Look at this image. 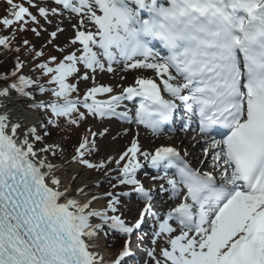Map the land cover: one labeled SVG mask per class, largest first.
I'll list each match as a JSON object with an SVG mask.
<instances>
[{"label": "snow or ice", "instance_id": "obj_1", "mask_svg": "<svg viewBox=\"0 0 264 264\" xmlns=\"http://www.w3.org/2000/svg\"><path fill=\"white\" fill-rule=\"evenodd\" d=\"M6 3L0 25L12 33L0 35V46L17 55L13 70L0 74V264H127L131 237L149 216L152 227L138 240L149 241L145 264H264V0ZM65 18L71 35L59 44ZM29 31L48 38L39 48L28 39L14 46L17 33ZM114 65L154 77L138 76L113 94L96 74ZM81 82L92 85L82 96ZM103 94L107 100L97 99ZM14 95L45 119L25 123L9 107ZM124 101L133 108L120 110ZM181 108L183 130L195 121L202 138L195 165L176 147L146 151L137 139L118 158L93 162L96 137L108 129H86L70 161L45 139L61 120L80 127L88 117L119 118L158 137L175 131ZM141 157L163 171L151 178L168 185H160L173 204L164 213L153 210L154 189L137 179ZM68 163L103 172L113 189L133 186L143 201L139 218L128 222L120 211L130 193L98 195L76 183L78 173L68 175ZM113 234L124 239L114 259L104 255Z\"/></svg>", "mask_w": 264, "mask_h": 264}, {"label": "rangeland", "instance_id": "obj_2", "mask_svg": "<svg viewBox=\"0 0 264 264\" xmlns=\"http://www.w3.org/2000/svg\"><path fill=\"white\" fill-rule=\"evenodd\" d=\"M36 2L40 3L41 0H36ZM46 2L48 4L52 3L51 0H46ZM4 4H5V2L0 3L1 6H3ZM6 6H8V5H6ZM32 10L35 12V9H32ZM55 22L56 21L54 20L53 23H55ZM72 23H75L74 19L72 20ZM41 24H43L46 28H48V32L54 30L53 26L46 24L43 20H41ZM47 25L49 27H47ZM62 27H64L66 29V31L63 34L59 35V39L57 40V43H59V44H63L66 41L67 37L71 35V27H70V24L68 23L66 18H65V22L62 25ZM26 38H30L31 39L30 42H33V43L36 42L37 44L39 43V45H41V44L46 42L47 32L42 33V38H37V37L35 38L32 36L31 33H26ZM114 67L116 70L113 73H108L106 71L105 72H98L96 74L97 82L99 84L111 85V86L115 85V83L122 84V86H127L128 82H129L128 81L129 76L130 75L137 76L139 74V71H136V70L122 71L119 66L114 65ZM28 71H29V67L27 69V73H28ZM151 75H152L151 73L145 74V76H148V77ZM122 77H123V79H122ZM90 85H91V82H88L87 85H85L84 82H81L80 83V93H81V91L84 90V88H86ZM120 88L121 87H119L116 91H120ZM14 100L16 101L15 105H9V107L15 106V107L19 108L20 112L25 110V109H23V107H22V105L18 99H14ZM34 123H37V117L35 118ZM112 126H113L114 130H111ZM86 127H91L97 133L104 132L105 129H108L107 133H105L103 136L98 135L96 137V147L98 148V151L107 157L112 156V157L118 158L121 153H123L128 147H130V143L133 140V138L135 137V136L130 137L131 132H135L134 127H136V126H134V125L128 127V125H124L120 121H115V120L114 121L113 120H111V121H107V120L104 121L103 120V121L96 122L94 118L88 117V119L86 121L82 122L80 127L75 126V127L71 128V130H72L71 134L76 136L73 139V143H74L73 145L74 146L77 144L76 143L77 137L82 136V132H80L79 130L85 131ZM115 127H118V131L121 128H123V132L121 133L120 136H117V132H115ZM126 134H128V135H126ZM124 137H126L125 140H122ZM116 141H118V142L116 143ZM143 142L140 141V143H141L140 145L142 147V150H146L147 147L149 149H151L153 147V145H155V143L148 145L146 142L145 143H143ZM69 155L70 154H67V156H69ZM71 165L77 166L79 168V171L78 172H72V170L69 169V167ZM66 167L68 168V175L69 176L72 174L78 173V177L83 178V179L86 177L91 191H93L95 193L99 192L96 188V185H95L98 180L92 172L82 171V169H80L81 166L74 164V163H68V164H66ZM73 186L75 187L76 185L73 184ZM97 194L102 195L101 193H97ZM133 197H134V195H133ZM126 202L130 205L134 204V201H126ZM135 202H136V199H135ZM167 203L170 206L172 205V203H169V201H167ZM102 204H104V201H101L99 205L101 206ZM139 206H140V204H137V206H135L134 208L129 210L128 216L131 217L132 219H134L136 214H137V210H138ZM145 241L149 247L148 239L145 238ZM118 249L113 250V253L115 254ZM107 251H108L107 253L109 255L111 253V250L108 249ZM138 251H139L140 258L147 261L148 257L146 256V251L140 250V249Z\"/></svg>", "mask_w": 264, "mask_h": 264}, {"label": "bare ground", "instance_id": "obj_3", "mask_svg": "<svg viewBox=\"0 0 264 264\" xmlns=\"http://www.w3.org/2000/svg\"><path fill=\"white\" fill-rule=\"evenodd\" d=\"M134 82H135V79H134V77H131L130 76V78H129V82H128V86H131V85H134ZM127 86V87H128ZM15 107V106H14ZM16 109H17V111L15 112V115L16 116H18V117H20V118H22L23 119V121L25 122V123H27V124H33V122H34V120H35V115L32 113V112H30V111H28V110H23V111H19V108H17V107H15ZM138 129V128H137ZM115 132H117V135L119 136L122 132H123V128H121L119 131H118V128L115 130ZM139 137H137V138H134V139H139L141 142H143V143H147L148 145L149 144H151V143H154V142H156L155 144L158 146V145H160L161 143H162V139L164 138V136H165V134H161L160 136H148V140H147V137L145 136V132L142 130V129H140L139 131ZM137 132V133H138ZM130 133V132H129ZM128 133V134H129ZM127 134V135H128ZM132 136H137L134 132H131V136L130 137H132ZM127 137V136H126ZM126 137H124L122 140H125V138ZM129 137V138H130ZM128 138V139H129ZM118 141H116V143H117ZM174 145L176 146V147H178L181 151H182V154L184 155L185 154V152H187V153H189V156L188 157H186L187 159H189V160H191L192 161V163L195 165V162H196V158L197 157H199L200 156V154H197V152H196V147H197V145H198V142H196L193 138H191L187 133H186V131H179V135H178V137L176 138V139H174ZM148 148V147H147ZM142 164H145V162H142ZM146 165V164H145ZM147 166V165H146ZM69 169H71L72 170V172H78L79 171V168L77 167V166H75V165H71L70 167H69ZM66 182H68L67 180H66ZM77 183H81V182H84V183H88L87 182V179H86V177L83 179V178H80V177H78V179H77V181H76ZM149 183H152V180H148V184ZM89 185V184H88ZM74 187V186H73ZM166 195V194H165ZM164 198V197H163ZM164 201L165 200H161V201H159V204L160 205H164ZM98 206V205H97ZM169 209V208H168ZM108 251L107 250H105L104 251V255H105V257L106 258H108V256H107V253Z\"/></svg>", "mask_w": 264, "mask_h": 264}, {"label": "trees", "instance_id": "obj_4", "mask_svg": "<svg viewBox=\"0 0 264 264\" xmlns=\"http://www.w3.org/2000/svg\"><path fill=\"white\" fill-rule=\"evenodd\" d=\"M0 29L6 30L3 27V25H0ZM23 39H24V37L23 38H17V36H16L15 41L18 43V45L21 46ZM16 55L17 54L15 52H7L6 60L0 55V74L10 73L13 70ZM23 99H24L23 100L24 103L27 105L28 104L27 99L26 98H23ZM39 114H40L42 120L45 119L44 115L41 112H39ZM71 128H72V126L67 125L66 123H65L63 130H61V131H57V130L51 131V129L49 128L48 130L50 132V135L48 137H46L45 139H46V141H51L52 143L59 144L65 150L64 152L69 153V152H71L70 146H73V144H74L73 143L74 135L71 134V132H72ZM97 158L99 161L103 159L102 156H97ZM114 238H115V235L113 234V236L110 237L109 243L115 246V242L113 241Z\"/></svg>", "mask_w": 264, "mask_h": 264}]
</instances>
